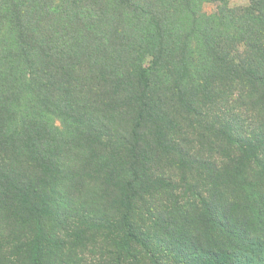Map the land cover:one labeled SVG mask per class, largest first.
Listing matches in <instances>:
<instances>
[{
    "label": "trees",
    "instance_id": "16d2710c",
    "mask_svg": "<svg viewBox=\"0 0 264 264\" xmlns=\"http://www.w3.org/2000/svg\"><path fill=\"white\" fill-rule=\"evenodd\" d=\"M247 1L0 0V264H264Z\"/></svg>",
    "mask_w": 264,
    "mask_h": 264
},
{
    "label": "rangeland",
    "instance_id": "374dc122",
    "mask_svg": "<svg viewBox=\"0 0 264 264\" xmlns=\"http://www.w3.org/2000/svg\"><path fill=\"white\" fill-rule=\"evenodd\" d=\"M230 7H242L248 4L247 0H225ZM222 3L208 2L203 5V12L209 16L216 14L219 11Z\"/></svg>",
    "mask_w": 264,
    "mask_h": 264
}]
</instances>
